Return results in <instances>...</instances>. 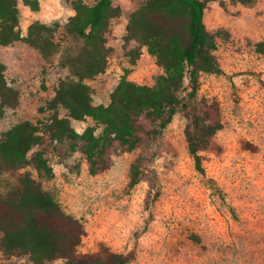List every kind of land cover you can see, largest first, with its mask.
Listing matches in <instances>:
<instances>
[{
    "label": "rangeland",
    "instance_id": "obj_1",
    "mask_svg": "<svg viewBox=\"0 0 264 264\" xmlns=\"http://www.w3.org/2000/svg\"><path fill=\"white\" fill-rule=\"evenodd\" d=\"M73 1L41 0L39 10L20 4L23 33L35 21L58 23L55 38L60 48L47 60L23 41L0 44L5 77L20 94L19 106L0 115V134L21 121L50 116L53 112L45 109L46 102L59 81L77 80L62 66L68 44L65 25L75 14ZM84 1L93 5L97 0ZM147 1L113 0L122 12L112 19L107 33L109 66L87 80L95 105L110 103L126 68L130 80L145 85H153L163 73L145 46L132 42L127 48L135 56L139 50L135 65L125 53L129 16ZM204 21L215 36V56L224 73L201 72L196 98L187 74L176 114L162 133L145 137V148L115 156L110 169L91 175L83 155L69 152L67 143L59 141L48 151L53 178H41L29 168L62 208L83 222L87 233L80 252H95L105 243L122 253L135 248L136 256L127 264H264V54L255 49L264 40V0L212 1ZM71 44L80 49L83 43ZM201 97L220 102L224 123L216 134L223 151L204 152L205 174L196 169L189 153L182 112L184 104L191 106ZM58 113L68 117L64 108ZM70 122L79 133L95 126L91 118ZM242 140L258 150H244ZM135 164L148 171L132 187ZM14 183L15 178L0 171V194ZM63 263L57 259L50 264ZM0 264L32 263L27 257L8 263L0 256Z\"/></svg>",
    "mask_w": 264,
    "mask_h": 264
},
{
    "label": "trees",
    "instance_id": "obj_2",
    "mask_svg": "<svg viewBox=\"0 0 264 264\" xmlns=\"http://www.w3.org/2000/svg\"><path fill=\"white\" fill-rule=\"evenodd\" d=\"M212 1L216 0H148L133 11L124 36L126 56L131 57L130 64H136L139 50L135 56L127 48L137 42L154 56L163 73L153 85H145L130 80V68H126L108 105L93 103L87 80L105 73L109 66L107 33L122 9L113 0H97L93 5L73 1L75 14L65 25L68 44L62 66L77 80L59 81L54 96L46 102L45 109L53 112L50 116L21 121L0 134V171L15 178L12 188L0 194V256L5 261L14 263L16 258L27 257L32 264H50L57 259H63V264H127L135 258V248L122 253L105 243L95 252H80L78 248L87 233L83 222L66 212L30 169L41 178H53L48 151L53 144L64 141L69 152L83 155L89 173L97 175L113 166L115 156L143 149L145 137L162 133L181 103L178 92L187 74L191 95L196 98L201 72L224 73L215 56V36L204 21ZM40 2L0 0V44L23 41L49 60L60 48L55 38L58 23L35 21L26 34L20 27V4L39 10ZM73 41H81L82 47L72 46ZM255 49L264 54V40L258 41ZM19 104L20 94L8 83L5 66L0 62V115ZM60 108L67 110L68 117L59 115ZM182 112L187 118L184 134L189 153L196 169L205 174L204 152L223 151L216 140L224 124L220 102L201 97L191 106L184 104ZM70 118H91L95 126L79 133L71 126ZM99 126L102 129L97 133ZM241 147L258 150L248 140H242ZM147 169L135 164L130 186H135Z\"/></svg>",
    "mask_w": 264,
    "mask_h": 264
}]
</instances>
